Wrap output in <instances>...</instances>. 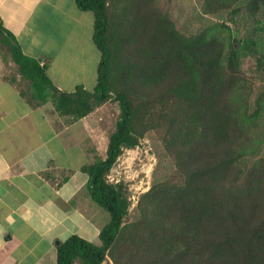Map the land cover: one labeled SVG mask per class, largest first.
Segmentation results:
<instances>
[{"label": "trees", "instance_id": "16d2710c", "mask_svg": "<svg viewBox=\"0 0 264 264\" xmlns=\"http://www.w3.org/2000/svg\"><path fill=\"white\" fill-rule=\"evenodd\" d=\"M74 2L94 16L96 85L92 92L50 87L52 99L76 119L107 102L117 104L118 116L105 158L82 168L89 197L108 213L99 244L72 235L57 246L55 264H264V145L251 140V132L264 139V104L257 98L250 109L240 69L242 57L257 52L256 35L228 32L224 53L221 37L208 28L181 33L155 0ZM263 8L264 0L202 1L210 15L230 9L253 17ZM0 41L31 81L30 100L43 103V66L4 40L1 29ZM150 131L173 170L139 195L131 218L127 187L107 174Z\"/></svg>", "mask_w": 264, "mask_h": 264}, {"label": "crops", "instance_id": "0c3cea01", "mask_svg": "<svg viewBox=\"0 0 264 264\" xmlns=\"http://www.w3.org/2000/svg\"><path fill=\"white\" fill-rule=\"evenodd\" d=\"M93 21L74 0H0L4 40L43 66L49 81L45 101L30 100L31 81L0 41V264H55L57 246L72 235L99 244L106 216L82 168L102 160L93 147L105 104L76 119L57 110L49 90H94Z\"/></svg>", "mask_w": 264, "mask_h": 264}, {"label": "rangeland", "instance_id": "374dc122", "mask_svg": "<svg viewBox=\"0 0 264 264\" xmlns=\"http://www.w3.org/2000/svg\"><path fill=\"white\" fill-rule=\"evenodd\" d=\"M202 1L155 0V4L160 11L168 14L170 20L181 33L192 35L208 28L210 35L221 37L225 44L224 53L226 52V35L228 32L233 34L235 38L254 33L258 38L257 52L254 55L242 57L240 69L248 81L246 91L250 93V109L255 107L254 101L257 98H262L264 104V8L253 17L248 16L244 10L232 13L230 9L210 15L203 13ZM213 24H217V26L210 30L209 27ZM220 24H224L225 27L219 26ZM23 85L26 84L23 83ZM117 116L118 106L113 102L105 103V106L97 114L100 133H98V140L93 147V152L97 158H105L108 137ZM258 126V130L262 132L264 129V109L258 120ZM251 140H260L259 145H264V139L260 138L259 132H251ZM253 144H251L252 147ZM262 148L264 151V147ZM172 170L173 164L164 153L156 133L150 131L140 139L137 147L123 151L107 174V180L111 183L122 182L127 187L131 202L129 213L132 218L139 195L147 191L154 181L170 175ZM101 211L106 218H102L98 223L103 227L108 220V213L104 209ZM75 264L80 263L76 262ZM102 264L112 263L106 260Z\"/></svg>", "mask_w": 264, "mask_h": 264}]
</instances>
